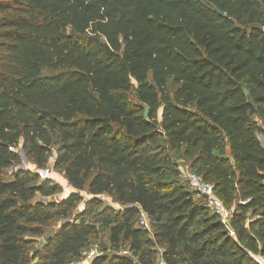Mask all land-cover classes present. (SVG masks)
Wrapping results in <instances>:
<instances>
[{
  "label": "trees",
  "instance_id": "obj_1",
  "mask_svg": "<svg viewBox=\"0 0 264 264\" xmlns=\"http://www.w3.org/2000/svg\"><path fill=\"white\" fill-rule=\"evenodd\" d=\"M257 134L264 138V0H0V264H67L95 233L72 218L43 254H31L25 235L39 236L52 216L67 218L81 197L33 203L54 191L33 185L28 170L4 181L21 140L37 168L54 146L74 190L124 206L106 216L109 244H127L139 264L159 259L155 244L166 264H259L234 254L249 241L244 228L234 239L216 214L195 228L209 208L167 179L165 152L198 149L201 176L214 178L225 206L238 171L250 199L239 208L262 209ZM141 212L153 238L135 225ZM258 222L264 227V213Z\"/></svg>",
  "mask_w": 264,
  "mask_h": 264
},
{
  "label": "rangeland",
  "instance_id": "obj_2",
  "mask_svg": "<svg viewBox=\"0 0 264 264\" xmlns=\"http://www.w3.org/2000/svg\"><path fill=\"white\" fill-rule=\"evenodd\" d=\"M257 139L259 140L260 144L264 142V138L263 136L261 137L260 134H257ZM162 145L165 144L162 143ZM15 151L19 157V162L3 169L1 172V178L6 182L12 181L17 171L28 170L36 176L35 180L32 182L33 185H39L43 187L44 190L54 191L53 194L48 196H43L37 193L32 201L33 203L37 201H40L44 204L48 202L60 203L74 192H76L81 197L80 200H78L74 207L69 211L67 218L61 217L60 215L52 216L48 222V225L40 228L41 233L39 236H35L30 233L25 235V239L31 242V254L35 252L38 254H43L48 248L49 240L56 235L61 226L66 222H69L70 219L74 218L76 223L82 222L95 228V233L91 235L88 241L91 243H99L98 245H100L102 248L103 255H106L107 257L105 264H116V261H113L115 256H130L133 259L134 264H139L137 261L138 257L132 255L127 244L120 246V248H113L109 244L110 225L106 224V216L111 211L116 212L123 209L124 206L117 203L114 197L107 194L97 195L94 197L88 194L86 190H74L65 178L64 168L62 166L55 165V159L57 155L56 147L52 146L48 160L42 168H37L30 157L26 155L22 148V140ZM165 152L170 156L171 159V166L166 172L167 179L178 181L192 193L193 199L197 203H203L202 198L197 196L189 189L187 180L185 178L187 172H197L202 176L204 175L206 169L199 162V150L191 149L187 153L185 152V146L182 145L180 148L173 151L165 148ZM207 180L214 183L213 177L207 178ZM239 180L240 177L237 171L236 177L232 179L231 183L233 200L226 206L230 212V218L222 223L225 227L226 233L234 239H237V230H239L241 227L246 230L245 234L247 235V239H249V241H247V243L245 242L246 240L239 242L241 248L239 251L236 250L234 254L236 256L238 254L245 255L244 263L249 261L256 262L258 256L264 257V227L259 225L258 222L264 213V208H258L256 210L252 208H239L240 206L244 207L250 200L240 188L241 184L239 183ZM206 214V217L201 216L199 223L197 226H195V228H198L199 230H205L206 227L212 223V221L218 220L216 215H214L210 209H207ZM140 217L141 214L139 215V222L135 223L136 226L141 225ZM203 219H208V224L201 223ZM151 224L152 223L150 222V219L147 217L148 228L144 227V229H146L148 237L153 238L154 230ZM208 236L209 235H205V238ZM214 236V240H216L217 243H220L221 239L216 238L218 236L217 232H212L211 237ZM249 244L253 245L254 247L251 248ZM162 252L163 247L159 244H155L152 258L156 260L162 256ZM91 261H84L82 264H90ZM76 263L77 260H75L74 257L70 258L67 262V264Z\"/></svg>",
  "mask_w": 264,
  "mask_h": 264
},
{
  "label": "built area",
  "instance_id": "obj_3",
  "mask_svg": "<svg viewBox=\"0 0 264 264\" xmlns=\"http://www.w3.org/2000/svg\"><path fill=\"white\" fill-rule=\"evenodd\" d=\"M188 187L197 196L201 197L206 207H208L214 214H216L222 222L230 218V212L226 208L222 200L217 196L214 185L203 179L201 175L195 172H187L185 175ZM140 223L144 227H147V214L141 212ZM148 228V227H147ZM103 255L102 248L97 244L93 243L87 246L82 252L80 259L77 260L76 264H82L84 261H91L99 256ZM257 261L259 264H264V257L258 256ZM152 264H166L162 256Z\"/></svg>",
  "mask_w": 264,
  "mask_h": 264
},
{
  "label": "water",
  "instance_id": "obj_4",
  "mask_svg": "<svg viewBox=\"0 0 264 264\" xmlns=\"http://www.w3.org/2000/svg\"><path fill=\"white\" fill-rule=\"evenodd\" d=\"M219 14H221V12L220 11H217ZM249 97V100H250V102L253 104V102H252V100H251V98H250V96H248ZM146 114V113H145ZM260 136L262 137V135L260 134ZM262 146H264V142L262 143ZM21 167H22V165H21Z\"/></svg>",
  "mask_w": 264,
  "mask_h": 264
}]
</instances>
